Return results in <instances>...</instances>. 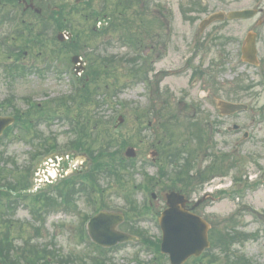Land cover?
<instances>
[{"label":"rangeland","instance_id":"1","mask_svg":"<svg viewBox=\"0 0 264 264\" xmlns=\"http://www.w3.org/2000/svg\"><path fill=\"white\" fill-rule=\"evenodd\" d=\"M67 1L71 4L73 0ZM117 2L92 0L89 9L71 14L64 33L78 36V45L58 44L56 37L62 32L54 24L43 23L48 9H42L40 18L26 13L23 23L14 20L21 14L17 10L11 22L0 24V101L14 98V104L28 112L30 105L22 101L27 97L41 109L48 105L52 114L50 121L43 118L28 127L29 119L36 121L39 117L35 106L21 122L28 130L23 134L30 130L31 134L20 137L21 131L14 127L1 140L0 185L8 183L14 191L29 194L33 174H29L32 169H24L33 167L30 155L49 145L56 146L60 154L71 153L67 143L76 138L70 124L72 117L86 130L82 140L87 142L90 155L102 153L98 161L108 163L98 175L90 176L93 187L72 181V174L66 177L71 178L68 184L61 180L60 184L42 188L43 202L42 199L35 203L33 195L28 196L36 210L52 199V208H56L53 212L32 215L23 202L0 206V238L9 237L7 251L27 254L30 264H90L99 252L81 240L80 223L94 213L91 199H102L108 211L122 214L128 211L127 197L131 196L137 206L150 197L151 193L141 192L139 186L145 183V177H152L157 180L150 181L152 193L157 196L152 201L153 213L163 207L165 192L183 189L181 183L175 182L182 176L189 189L186 195L192 200L213 190L219 182L228 185L230 194L222 195L218 202L206 200L197 209L214 225L225 247L209 249L200 261L187 264L213 260L212 264H264V74L240 61V44L249 29L257 33L264 49V25L257 24L258 15L251 21L216 22L203 33L198 29L200 20L209 14L264 8V0H150L149 7L145 0H138L126 10L113 5ZM51 3V7L56 4ZM98 19L101 21L93 33L92 26ZM44 25L49 29L37 43L35 35ZM28 28H32L29 45L14 42V35L16 38L19 32L24 36ZM214 35L215 39L211 38ZM126 37L135 39L136 50L124 40ZM225 40L229 42L226 44ZM17 47L24 51L22 66L31 64L33 68L22 79L16 77L20 70L13 77L7 67L12 64L8 51H16ZM191 52H196L194 62L203 61L212 67L209 73L181 74L162 80L160 70L177 69ZM12 54L16 57V52ZM73 55L81 59L83 76L93 74L87 88L78 87L79 74L76 79L68 73L74 70ZM41 68L44 69L40 71ZM76 89L74 105L72 100L58 105L57 99L68 100ZM213 97L246 104L250 111L221 118ZM4 110L12 113L11 107ZM97 122L99 130L94 131L92 127ZM234 125L239 126L238 131L227 130ZM244 133L248 134L246 138ZM118 143L124 144L123 156L127 148H134L132 168L118 169L111 152L118 149ZM178 148L179 152L188 149L192 153L182 154L176 163L179 166L159 179L163 157L167 156L163 152L175 153ZM77 154L88 156L81 151ZM90 167L91 162L85 158L82 174ZM180 171L184 173L178 174ZM6 196L1 194L0 199L6 200ZM132 224L152 239L159 236L150 212L149 222L140 216ZM122 225L120 231L131 233L129 223ZM102 254L107 264H168L166 259L155 257L138 245L124 244Z\"/></svg>","mask_w":264,"mask_h":264},{"label":"water","instance_id":"2","mask_svg":"<svg viewBox=\"0 0 264 264\" xmlns=\"http://www.w3.org/2000/svg\"><path fill=\"white\" fill-rule=\"evenodd\" d=\"M246 12L231 13L229 18H243ZM221 14L213 15L209 21L221 19ZM208 21V22H209ZM224 112L231 113L241 109L228 103H221ZM129 155V153H128ZM168 209L164 211L161 225L164 229L162 252L170 257V264H183L190 255L199 256L208 246L207 224L201 219L182 211L184 200L176 193L167 195ZM113 216L101 213L90 224L92 239L103 246H112L125 238L113 231Z\"/></svg>","mask_w":264,"mask_h":264},{"label":"flooded vegetation","instance_id":"3","mask_svg":"<svg viewBox=\"0 0 264 264\" xmlns=\"http://www.w3.org/2000/svg\"><path fill=\"white\" fill-rule=\"evenodd\" d=\"M20 1H22V4L24 5L23 8H24V10H25V8L27 7V2H25L24 0H20ZM30 2H31V1H30ZM79 2H80V0H76L75 3H76V4H79ZM47 6H49V5H47ZM258 10H259V15L262 16L261 20H258V24H260V26H261V24H262V26H263V25H264V8L259 7ZM259 48H260V49H258V51H259L260 53H264V49L262 50V47H260V45H259ZM262 57H263V60H262V62L259 64L258 67L264 69V55H263Z\"/></svg>","mask_w":264,"mask_h":264}]
</instances>
